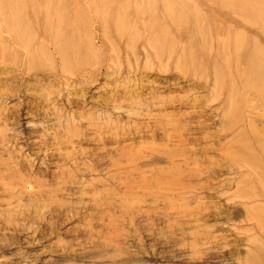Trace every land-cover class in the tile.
<instances>
[{"label":"rangeland","instance_id":"obj_1","mask_svg":"<svg viewBox=\"0 0 264 264\" xmlns=\"http://www.w3.org/2000/svg\"><path fill=\"white\" fill-rule=\"evenodd\" d=\"M49 1L0 0V264H264V0Z\"/></svg>","mask_w":264,"mask_h":264},{"label":"bare ground","instance_id":"obj_2","mask_svg":"<svg viewBox=\"0 0 264 264\" xmlns=\"http://www.w3.org/2000/svg\"><path fill=\"white\" fill-rule=\"evenodd\" d=\"M50 1H51V0H50ZM50 1H49V3H50ZM6 2H7V0H6ZM7 3H8V2H7ZM7 3H6V4H7ZM45 3H46V2H45ZM14 4H15V3H14ZM7 5H8V4H7ZM7 5H6V7H7ZM11 5H12V4H11ZM47 5H48V4H47ZM3 6H4V3H3ZM20 6H22V5H20ZM9 7H11V6H9ZM15 7H16V6H15ZM23 7H24V6H23ZM48 7H49V5H48ZM4 8H5V7H4ZM12 8H13V7H12ZM10 9H11V8H10ZM7 10H9V9H7ZM14 10H16V8H15ZM14 10H13V11H14ZM7 13H8V12H7ZM15 14H16V12L14 13V16H15ZM123 14H124V13L122 12V16H123ZM10 15H11V14H10ZM17 15H19V14H16V16H17ZM120 15H121V14H120ZM13 18H14V17H13ZM23 18H24V17H23ZM7 19H8V18H7ZM14 19H15V18H14ZM24 19H25V18H24ZM15 20H18V19H15ZM20 24H21V23H20ZM26 24H28V23H26ZM26 24L24 25V28H25ZM10 26H11V24H10ZM26 29H27V28H26ZM27 30H28V29H27ZM27 30H26V31H27ZM29 32H30V30L27 31L26 33H29ZM48 33H49V32H48ZM48 35H49V34H48ZM53 38H54V37H53ZM166 59H167V58H166ZM63 61H64V60H63ZM190 64H191V63H190ZM190 68H191V67H190ZM179 142H180V141H179Z\"/></svg>","mask_w":264,"mask_h":264}]
</instances>
